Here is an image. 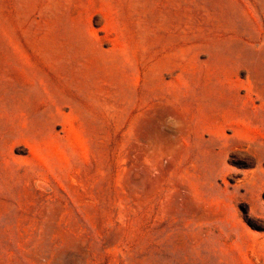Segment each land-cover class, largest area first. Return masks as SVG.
Segmentation results:
<instances>
[{
  "label": "rangeland",
  "instance_id": "obj_1",
  "mask_svg": "<svg viewBox=\"0 0 264 264\" xmlns=\"http://www.w3.org/2000/svg\"><path fill=\"white\" fill-rule=\"evenodd\" d=\"M0 264H264V0H0Z\"/></svg>",
  "mask_w": 264,
  "mask_h": 264
}]
</instances>
